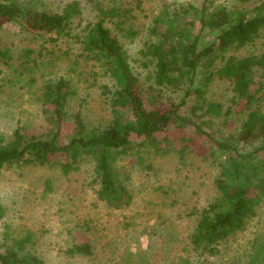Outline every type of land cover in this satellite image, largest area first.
<instances>
[{"label":"rangeland","instance_id":"rangeland-1","mask_svg":"<svg viewBox=\"0 0 264 264\" xmlns=\"http://www.w3.org/2000/svg\"><path fill=\"white\" fill-rule=\"evenodd\" d=\"M16 1L59 12L71 0ZM77 1L82 13L73 24L79 20L81 26L98 19L100 8L125 11L115 17L122 23H116L114 18L105 25L117 36L141 89L144 88L143 95L147 96L154 68V60L144 48L150 17L165 7H184L199 0H143L142 10L135 7L134 0ZM213 1L214 6L250 12L261 0ZM214 34L204 31L201 44L210 42ZM54 38L27 33L14 22L0 30V47L11 53L10 60L0 61V134L5 138L16 129L28 135L45 134L49 128L43 112L46 107L42 103V87L46 81L60 76L69 79L75 90L68 102L70 112L79 111L89 127L104 126L110 119L104 86L111 88L112 81L100 63L83 52L78 40ZM24 49L35 51L32 56L36 63L31 62L27 71L19 67L17 60ZM261 53L264 39L231 51L239 57ZM257 81L259 77H255L253 88L257 87ZM203 90L205 100L219 102L223 112L204 123L205 130L217 140L234 142L244 113L236 111L241 106L225 113L230 106L228 82L209 80ZM171 93L164 91V98L175 101L181 98L182 92ZM71 132L72 128L67 126L61 142ZM159 140L164 146L162 152L155 154L149 147L137 146L113 165L115 180L124 184L133 196L127 207L119 209L108 207L94 193L90 160L68 174L59 167L46 165L3 169L0 244L29 235L32 252L45 264H244L250 241L264 231V203L246 228L218 245L214 253L197 252L190 243V235L200 211L216 195L217 162L225 153L205 136L187 128L171 127ZM254 146L256 143L247 148ZM78 230L89 237L92 256H73L67 252Z\"/></svg>","mask_w":264,"mask_h":264},{"label":"trees","instance_id":"trees-1","mask_svg":"<svg viewBox=\"0 0 264 264\" xmlns=\"http://www.w3.org/2000/svg\"><path fill=\"white\" fill-rule=\"evenodd\" d=\"M213 2L199 0L184 7H165L150 17L144 48L154 60V68L151 92L144 96V88L141 89L117 36L105 25L125 11L100 8L98 19L81 26L79 20L73 24L82 13L77 0L65 2L59 12L37 9L16 0H0V30L14 22L33 35L78 40L83 52L98 61L112 81L111 88L104 86L110 119L104 126L91 127L79 111H69L68 102L75 93L71 81L61 76L46 81L41 98L49 129L41 135H28L18 129L9 138L0 134V173L12 166L46 165L59 167L68 174L90 160L91 184L96 185L97 198L110 208H124L133 196L124 184L115 180L112 171L115 162L137 146L160 153L164 146L159 136L166 135L174 126L187 128L205 136L225 153L217 162L216 195L195 219L190 235L193 249L214 253L218 245L244 230L264 203V53L239 57L231 51L264 39V0L250 12L214 6ZM134 3L142 10L143 0ZM114 20L122 23L121 19ZM206 30L215 34L210 42L201 44V35ZM9 53L0 47V61L10 60ZM34 53L32 49H24L19 55L17 60L23 71L30 69L31 62L36 63ZM255 77L260 81L253 88ZM216 79L228 82L230 106L225 113H232L237 106L241 108L236 111L244 113L234 142L217 140L204 128V123L223 115L219 102L205 100L202 95L205 84ZM166 90L182 92L181 98L178 101L164 98ZM66 125L72 132L61 142ZM254 143V148H247ZM1 211L0 206V217ZM75 233L67 252L73 256H92L89 237L84 231ZM29 242L27 235L0 244V264H45L32 252ZM249 247L244 264H264V231L253 237Z\"/></svg>","mask_w":264,"mask_h":264}]
</instances>
